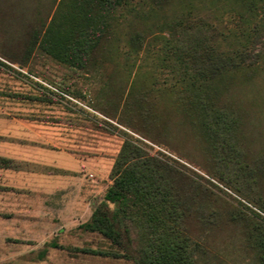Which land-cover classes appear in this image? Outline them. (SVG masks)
<instances>
[{
  "label": "rangeland",
  "instance_id": "374dc122",
  "mask_svg": "<svg viewBox=\"0 0 264 264\" xmlns=\"http://www.w3.org/2000/svg\"><path fill=\"white\" fill-rule=\"evenodd\" d=\"M71 5L0 0V125L37 123L88 161L81 180L94 186L93 205L132 142L171 168L194 264H258L246 237L264 228V3L132 0L79 66L65 63V43L45 45L48 24L62 33L72 23ZM196 26L208 38L198 66L172 42ZM219 52L230 60L216 71L207 58ZM26 214L0 212V264H136L81 228L85 215L68 224L51 211ZM130 227L139 248L141 228Z\"/></svg>",
  "mask_w": 264,
  "mask_h": 264
},
{
  "label": "trees",
  "instance_id": "16d2710c",
  "mask_svg": "<svg viewBox=\"0 0 264 264\" xmlns=\"http://www.w3.org/2000/svg\"><path fill=\"white\" fill-rule=\"evenodd\" d=\"M131 1L72 0V5L66 9L72 23L61 26L62 33L55 30L52 23L48 24L45 45L55 46L54 43L60 41L65 43L67 47L63 49L62 56L65 63L81 65L89 54L97 50L112 16ZM237 1H244L248 10H253L257 3H264V0ZM60 8H57V17L63 14ZM206 33L203 26L180 31L181 40H172L175 50L190 57L196 66L202 64V56L207 53ZM243 53L236 52L237 59ZM53 54L55 56V52ZM251 56L256 60L260 54ZM207 60L211 61L212 69L219 71L230 58L225 52H219ZM226 123L229 121H223L224 125ZM0 165L9 166V161L0 158ZM170 171L171 168L159 159L148 156L140 147L124 140L109 174L111 184L101 200L93 205L89 219L80 227L97 232L136 264H194L188 240L177 227L180 225V197ZM130 225L141 228L139 248L132 246ZM246 238L257 254L258 264H264V228H254Z\"/></svg>",
  "mask_w": 264,
  "mask_h": 264
},
{
  "label": "crops",
  "instance_id": "0c3cea01",
  "mask_svg": "<svg viewBox=\"0 0 264 264\" xmlns=\"http://www.w3.org/2000/svg\"><path fill=\"white\" fill-rule=\"evenodd\" d=\"M12 120L0 125V158L9 161V166L0 165V212L24 211L33 220L39 218L34 213L51 211L68 224L79 215H85L81 223L87 221L94 186L82 184L81 179L88 161L79 160L75 151L37 123L15 124ZM45 154L55 155L56 161L47 162Z\"/></svg>",
  "mask_w": 264,
  "mask_h": 264
}]
</instances>
